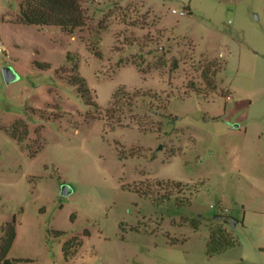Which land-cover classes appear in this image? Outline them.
Listing matches in <instances>:
<instances>
[{
    "label": "rangeland",
    "instance_id": "rangeland-1",
    "mask_svg": "<svg viewBox=\"0 0 264 264\" xmlns=\"http://www.w3.org/2000/svg\"><path fill=\"white\" fill-rule=\"evenodd\" d=\"M83 7L87 25L68 34L19 23L21 0H0V243L15 218L9 257L264 264V0H83ZM212 61L214 91L202 79ZM74 70L99 110L69 81ZM147 180L183 187L166 201L155 186L161 205L125 188ZM217 214L228 216L240 244L211 257ZM76 236L83 244L67 259L64 246Z\"/></svg>",
    "mask_w": 264,
    "mask_h": 264
},
{
    "label": "trees",
    "instance_id": "trees-1",
    "mask_svg": "<svg viewBox=\"0 0 264 264\" xmlns=\"http://www.w3.org/2000/svg\"><path fill=\"white\" fill-rule=\"evenodd\" d=\"M88 20L89 17L83 7V0H21V12L18 18L19 23L26 25H35L38 27L59 26L68 34H73L76 30L85 27ZM134 63L136 62L134 61ZM137 66L141 69V65L137 64ZM217 67L218 65L212 61L205 66L202 72V79L210 91H214L217 88L215 81ZM74 71L73 75L68 76L69 81L78 87L80 94L89 105L94 106L99 110L100 107L98 106L93 91L88 86L86 79L77 73L76 70ZM192 88L199 94L205 92L194 84ZM118 92L121 93V90ZM24 129L25 134L28 135L27 126ZM23 138L24 136L19 137V141L21 142ZM155 186L165 192L162 197L163 200L167 201L174 196L173 191L181 189L183 184L181 182H164L162 180H157L153 185L147 180L146 182H138L128 185L125 188L142 197L152 199L157 205H161L162 203L153 195V188ZM190 203L191 199L188 198L178 201L177 205L179 208H182ZM199 218L201 217L199 216ZM227 218L228 216L222 214L213 216V220L218 221L219 223L209 225L210 236L207 242L208 256L212 257L223 254L240 244L239 240L229 229H227L225 225L228 222ZM231 218L235 222L240 223V221L234 217ZM15 222L16 219L14 218L12 222H8L2 227L3 237L0 243V264H17L19 261L23 260L9 257V252L16 238ZM193 224L195 228L198 229L201 223L194 221ZM58 233L63 234L64 232L59 231ZM86 234H89V232L86 231ZM82 244L83 240L78 236L67 241L64 246L66 258L68 259L72 257L74 252H76ZM173 244H177V242H174Z\"/></svg>",
    "mask_w": 264,
    "mask_h": 264
},
{
    "label": "water",
    "instance_id": "water-1",
    "mask_svg": "<svg viewBox=\"0 0 264 264\" xmlns=\"http://www.w3.org/2000/svg\"><path fill=\"white\" fill-rule=\"evenodd\" d=\"M4 77H5V80L8 82V83H11L12 81L15 80V74L14 72L12 71V69L10 67H5L4 68ZM236 127H239V125H235ZM72 192L71 188L67 185H65L63 187V194L64 195H69L70 193ZM237 223L235 222V225Z\"/></svg>",
    "mask_w": 264,
    "mask_h": 264
},
{
    "label": "built area",
    "instance_id": "built-area-1",
    "mask_svg": "<svg viewBox=\"0 0 264 264\" xmlns=\"http://www.w3.org/2000/svg\"><path fill=\"white\" fill-rule=\"evenodd\" d=\"M175 13H179L177 10H174ZM187 13V11H181L180 14L181 15H185ZM1 46H0V50H1ZM231 97V96H230Z\"/></svg>",
    "mask_w": 264,
    "mask_h": 264
}]
</instances>
